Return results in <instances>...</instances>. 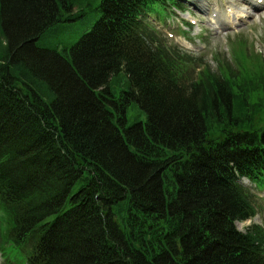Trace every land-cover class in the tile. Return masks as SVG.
Wrapping results in <instances>:
<instances>
[{"label":"trees","instance_id":"trees-1","mask_svg":"<svg viewBox=\"0 0 264 264\" xmlns=\"http://www.w3.org/2000/svg\"><path fill=\"white\" fill-rule=\"evenodd\" d=\"M170 6L0 0L4 264H264V226L236 229L262 206L235 181L264 190V55L242 38L213 69L145 22ZM88 12L74 46H37Z\"/></svg>","mask_w":264,"mask_h":264},{"label":"rangeland","instance_id":"rangeland-1","mask_svg":"<svg viewBox=\"0 0 264 264\" xmlns=\"http://www.w3.org/2000/svg\"><path fill=\"white\" fill-rule=\"evenodd\" d=\"M188 2L194 3V5L187 7L189 8L191 15L188 13H179L177 16H173V18H166L162 21L151 17V20H153L157 26L169 36L171 40L168 42L171 44L175 43L188 50H191L193 47L194 51L201 53L193 56L203 57L213 69H216L217 66L213 54H218L220 56L225 53L227 56H230L231 48L235 46L234 44H238V40L242 38L245 39L248 48L264 55V12L257 13L253 18L247 20V22H243L238 26L236 25L237 27L235 26L234 29L231 28L233 25L222 26L227 31L219 32V29H217L219 26H216L215 28L212 21L209 18H206L205 15L200 13H196L197 15H195V11L199 12L201 10L197 5L203 6L205 3L204 0H188ZM228 2L235 3V5H227ZM213 4H217L218 8L225 6L227 8H233L229 18L230 24H233L235 19H239L240 11L238 10H242L241 7L245 6L242 4L241 0H215ZM97 19L98 16L95 12H88L83 18L72 22L65 21L59 23L43 35V37L37 42V46L41 49L62 53L65 48H71L82 38L83 35L89 33ZM193 21L197 24L193 26V29L187 30L183 27L182 22L191 23ZM182 31H186L187 33H183ZM187 37L191 39L188 40ZM188 41L191 44H189ZM6 53L7 45H5V40L0 35V57ZM243 53H246V51H243ZM134 115L138 116L139 113L134 111ZM242 183L248 188H252L257 195L264 196V192L255 190V186L249 181L242 180ZM263 204L264 202H261L264 211ZM255 224L264 225V215L259 214L255 219L237 224V229L241 232H245L248 227Z\"/></svg>","mask_w":264,"mask_h":264},{"label":"bare ground","instance_id":"bare-ground-1","mask_svg":"<svg viewBox=\"0 0 264 264\" xmlns=\"http://www.w3.org/2000/svg\"><path fill=\"white\" fill-rule=\"evenodd\" d=\"M254 1H260V0H254ZM261 1H263V2H264V0H261Z\"/></svg>","mask_w":264,"mask_h":264}]
</instances>
